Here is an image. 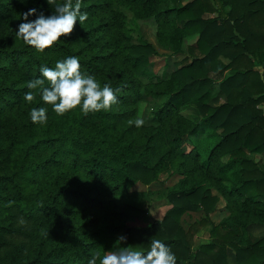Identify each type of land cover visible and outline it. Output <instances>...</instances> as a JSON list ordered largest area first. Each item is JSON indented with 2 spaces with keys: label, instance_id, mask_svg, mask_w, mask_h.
<instances>
[{
  "label": "trees",
  "instance_id": "1",
  "mask_svg": "<svg viewBox=\"0 0 264 264\" xmlns=\"http://www.w3.org/2000/svg\"><path fill=\"white\" fill-rule=\"evenodd\" d=\"M81 3L87 19L37 51L16 35L17 26L28 8L48 14L54 4L0 0V264H87L93 253L117 247L146 251L152 239L166 242L177 264H228L229 250L234 264H264V236L253 243L248 237L250 226L264 224V164L254 158L264 153V0ZM118 4L136 19L153 18L158 42L172 53L195 36L191 48L199 55L166 79L143 82L156 48L131 41ZM68 55L101 84L119 88L117 102L57 115L27 87L41 64L54 66ZM215 87L224 97L217 104L207 101ZM143 95L166 100L154 124L137 127L129 121ZM191 103L200 123L178 112ZM41 105L48 120L34 123L29 109ZM199 125L216 140L185 151L184 138ZM171 174L179 179L162 218L135 223L148 210L125 201L147 195L134 185ZM220 196L227 216L212 223L208 241L193 245L183 215L201 211L199 223L209 221ZM120 234L127 239L119 241Z\"/></svg>",
  "mask_w": 264,
  "mask_h": 264
},
{
  "label": "clouds",
  "instance_id": "2",
  "mask_svg": "<svg viewBox=\"0 0 264 264\" xmlns=\"http://www.w3.org/2000/svg\"><path fill=\"white\" fill-rule=\"evenodd\" d=\"M46 3H53L55 10L45 14L43 9L28 8L16 30V35L37 51L53 45L62 34H71L74 27L80 26L88 17L87 11L82 10L81 0H46ZM33 14L34 18L29 19ZM39 73L28 81L27 87L38 90L40 99L57 115H63L76 106L85 113L107 110L117 102L120 89L108 82L101 84L94 74L82 71L76 55L57 59L54 66L41 64ZM34 95L32 91L26 92V101L31 102ZM47 111L43 105L31 107L29 118L34 123L44 124L48 120ZM129 123L139 127L144 124V118L138 116ZM117 239L125 241L127 236L120 234ZM97 257L99 264H177L175 253L161 239H152L146 251L117 247L106 255L93 253L87 264H97Z\"/></svg>",
  "mask_w": 264,
  "mask_h": 264
},
{
  "label": "rangeland",
  "instance_id": "3",
  "mask_svg": "<svg viewBox=\"0 0 264 264\" xmlns=\"http://www.w3.org/2000/svg\"><path fill=\"white\" fill-rule=\"evenodd\" d=\"M117 8L125 16L126 26L130 29L131 33V41L149 42L156 48V53L151 56L150 66L140 76L143 82L148 83L150 81H156L157 79H166L169 77L170 73L181 63L185 62V60L188 61L192 57L199 55L195 46L194 48H191L195 42V36H188L184 39L182 43V51L180 53H172L158 42L156 37V23L153 18L136 19L123 5L118 4ZM207 15H213V13ZM165 100L166 96L152 97L143 95L142 100L138 101L137 104V117L143 116L144 124L146 125L154 124L156 122V111L164 104ZM223 100L224 97L221 93H219L217 87L213 89L207 99L209 103L213 104H217ZM260 106L262 108L264 103ZM262 109L264 110V108ZM178 112L194 122L200 123L202 121V115L196 104L191 103L183 106ZM216 137L217 136L213 130L201 128V125H199L197 131L184 138L183 148L185 151L190 150L192 147H198L201 149L203 147L210 146L216 140ZM254 158L260 166H263L264 153L254 154ZM223 159H226V157ZM178 179L179 176L176 174H171L169 176L163 175L160 180L152 182L149 185H145L140 182L134 185V190H143L147 193V195H142L139 198H126L125 201L137 203L148 210V216L135 221V223L145 224L150 222L152 219L162 218L164 210L168 207V205H166L167 192L176 187ZM259 198L264 200V195ZM227 214L228 210L225 206V200L220 196L214 211L209 214V221L199 223V220L204 217V214L201 211H198L184 214L182 217V224L186 227V229H189L192 244L197 245L208 241L209 230L212 227V223L219 222L223 217L227 216ZM263 235L264 224L252 225L248 228V237L251 243L255 242ZM228 264H234L232 250L228 251Z\"/></svg>",
  "mask_w": 264,
  "mask_h": 264
},
{
  "label": "crops",
  "instance_id": "4",
  "mask_svg": "<svg viewBox=\"0 0 264 264\" xmlns=\"http://www.w3.org/2000/svg\"><path fill=\"white\" fill-rule=\"evenodd\" d=\"M262 108H264V106H262ZM166 205H168V207L164 210V212L170 207V204L169 203H166ZM260 225V224H259ZM263 225V224H262ZM210 231V230H209ZM264 236V235H263ZM262 236V237H263ZM206 242V241H205ZM204 243V242H203Z\"/></svg>",
  "mask_w": 264,
  "mask_h": 264
}]
</instances>
